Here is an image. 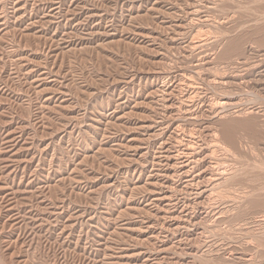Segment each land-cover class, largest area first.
Returning <instances> with one entry per match:
<instances>
[{"label":"rangeland","instance_id":"374dc122","mask_svg":"<svg viewBox=\"0 0 264 264\" xmlns=\"http://www.w3.org/2000/svg\"><path fill=\"white\" fill-rule=\"evenodd\" d=\"M263 163L264 0H0V264H264Z\"/></svg>","mask_w":264,"mask_h":264},{"label":"bare ground","instance_id":"6f19581e","mask_svg":"<svg viewBox=\"0 0 264 264\" xmlns=\"http://www.w3.org/2000/svg\"><path fill=\"white\" fill-rule=\"evenodd\" d=\"M72 20V19H71ZM215 145V144H214ZM179 146V145H178ZM215 151V150H214ZM221 151V150H220ZM214 154V153H213ZM162 155V154H161ZM216 157V156H215ZM186 158V157H185ZM185 161V160H184ZM182 163V162H181ZM180 163V164H181ZM256 164V163H255ZM264 164V163H263ZM249 165V164H248ZM219 167V166H218ZM256 168V167H255ZM264 168V167H263ZM264 170V169H263ZM264 174V173H263ZM263 184V183H262ZM257 186V185H256ZM262 186V185H261ZM253 189V188H252ZM257 189V188H256ZM260 189H262V187L260 188ZM259 190V189H258ZM264 190V189H263ZM255 192V191H254ZM260 192H261V190H260Z\"/></svg>","mask_w":264,"mask_h":264}]
</instances>
